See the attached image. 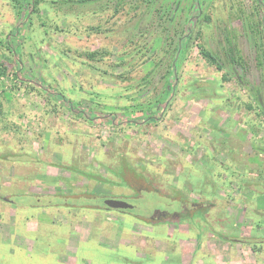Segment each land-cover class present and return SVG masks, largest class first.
<instances>
[{"label":"rangeland","instance_id":"1","mask_svg":"<svg viewBox=\"0 0 264 264\" xmlns=\"http://www.w3.org/2000/svg\"><path fill=\"white\" fill-rule=\"evenodd\" d=\"M26 1L0 0V264H264V5Z\"/></svg>","mask_w":264,"mask_h":264},{"label":"trees","instance_id":"2","mask_svg":"<svg viewBox=\"0 0 264 264\" xmlns=\"http://www.w3.org/2000/svg\"><path fill=\"white\" fill-rule=\"evenodd\" d=\"M19 1L20 0H16V2H19ZM79 1L80 2H87V1H92V0H79ZM179 2H180V0L178 2H175V3L173 2L174 6L177 9L179 8ZM192 2L193 3L191 5V7L189 6L187 8V13L191 12V10H193V8L197 9V6L199 5L198 0H192ZM254 2L259 3L258 0H254ZM35 5H36V0H29V1L21 3V5H20L21 9L17 12V16L19 17L18 20L21 22V25H22V23L25 22L26 17H28V15H30L31 12L35 11V8H34ZM31 6H32V8H30ZM258 8H261L260 5H258ZM169 11L170 12H168V13H171V15H170V19H171L172 15H173V11H171L170 8H169ZM191 13H188V16H189L188 23L189 24L197 21V17L195 16L192 18L190 15ZM263 22H264V20H263ZM19 25H20V23H19ZM258 33L260 34L259 29H258ZM259 41H261V43ZM263 41H264V36H261V34L258 35V37H257L258 43H256V45L259 47V49H261V47L263 46V44H264ZM184 42H185V39L180 38V40L176 43V46L174 48L173 58H172V64L170 65L171 71L174 70V66H175L174 64H176L177 59H179L182 55L181 52H179V50H180V48H183V46L185 45V44H183ZM95 55H97V54L96 53H90V54H88V57L91 59V58H94ZM200 55L209 63L210 66L215 67L217 70H221L223 68V64L220 61V59L216 55L207 51L205 48H203V47L200 48ZM228 55H226V58H227L226 60L228 61L230 69L233 70L235 64H237V63L234 62V59L232 57H229ZM258 58H259L260 65L263 67L264 66V46H263V49L261 50L260 54H258ZM1 68L2 67L0 66V73L4 72L3 70H1ZM171 71H170V73H173ZM14 77L16 78V80H21L20 76L17 73H15ZM170 77H171V75H170ZM41 88L45 92H47L51 95H55L51 90H49L50 88H47L46 86H41ZM171 90H173V88L169 89V83H166L165 93L169 95L171 93L170 92ZM252 90L254 92V94H253L254 95V102H256L255 103V109L258 111L259 116H263V124H264V95H261V92L258 89H252ZM56 98L58 100L64 102V103L68 104V107H72L74 109V107H73L74 104L72 102L70 103L69 101H67L63 96L56 94ZM157 102H160V100ZM163 103L165 104L166 101L164 100L163 102H160V104H163ZM152 109H153V107L151 108V110ZM153 120H156V118H154V117L148 118V121H153ZM173 201L175 202V199ZM157 211H159V210H157Z\"/></svg>","mask_w":264,"mask_h":264},{"label":"water","instance_id":"3","mask_svg":"<svg viewBox=\"0 0 264 264\" xmlns=\"http://www.w3.org/2000/svg\"><path fill=\"white\" fill-rule=\"evenodd\" d=\"M261 5H264V0H258ZM104 205L106 208L113 209V210H126V209H132L133 206L129 205L128 203L116 200V199H106L104 201Z\"/></svg>","mask_w":264,"mask_h":264},{"label":"flooded vegetation","instance_id":"4","mask_svg":"<svg viewBox=\"0 0 264 264\" xmlns=\"http://www.w3.org/2000/svg\"><path fill=\"white\" fill-rule=\"evenodd\" d=\"M81 112V110H78V112ZM106 199H101V202H100V205L99 206H101V207H103L104 209L106 208L105 207V205H104V201H105ZM119 200V199H118ZM125 202V201H124ZM130 205V204H129ZM134 209V207L132 208V209H126V210H118V212H129V211H131V210H133Z\"/></svg>","mask_w":264,"mask_h":264}]
</instances>
